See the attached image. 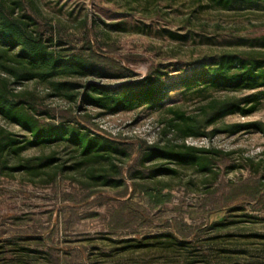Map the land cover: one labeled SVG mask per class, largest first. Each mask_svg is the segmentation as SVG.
<instances>
[{
	"label": "rangeland",
	"instance_id": "obj_1",
	"mask_svg": "<svg viewBox=\"0 0 264 264\" xmlns=\"http://www.w3.org/2000/svg\"><path fill=\"white\" fill-rule=\"evenodd\" d=\"M16 12L32 17L40 26L55 27L63 56L79 57L88 37L95 49L97 42L105 56L129 70L134 80L157 70L162 81L178 83L195 69L227 56L259 62L264 70L262 2L234 0L228 8H221L209 0H21ZM96 69L98 78L82 83L114 88L132 80L108 66ZM14 89L40 131L56 130L58 114L75 108L37 82ZM203 96L202 100L174 92L161 109L143 107L113 115L89 106L75 109L76 118L88 117L95 125L82 123L88 135L105 137L130 155L123 170L126 186L89 192L92 182L74 171L53 183L46 175L36 179L18 173L0 176V264H53V258L60 260L58 264H188L205 252L224 253L235 264H264V205L246 198L226 202L230 186L251 179L264 181V134L249 130L182 140L170 127L179 122L172 110L190 115L211 98L250 96L256 98L252 113L236 112L222 122L264 125V88L219 90ZM0 127L18 140L29 138L26 131L3 119ZM168 127L173 131L170 139L193 149V154L205 160L207 171L169 160L139 165L141 151L150 153L149 148L161 141L159 133ZM168 141L164 137L161 145ZM51 154L60 160L59 166L71 167L82 160L73 146L61 143L26 146L21 156L36 159ZM131 167L146 175L160 169L175 174L137 180L135 191L134 182L128 179ZM154 187L162 188L161 197L168 199L158 206L143 194ZM123 204L141 211L142 217L127 228H115L113 218ZM224 220L230 233L214 235L215 240L206 236L183 247L173 239L181 240L177 225L193 232L191 242L199 230Z\"/></svg>",
	"mask_w": 264,
	"mask_h": 264
},
{
	"label": "trees",
	"instance_id": "obj_2",
	"mask_svg": "<svg viewBox=\"0 0 264 264\" xmlns=\"http://www.w3.org/2000/svg\"><path fill=\"white\" fill-rule=\"evenodd\" d=\"M117 2L119 0H112ZM214 6L228 8L234 0H209ZM247 2H262L264 0H246ZM21 0H0V119L19 126L29 134V138L21 141L10 132L0 127V176L12 177L15 173L36 179L49 176L50 182L63 179L67 171L83 173L88 181L92 182V189L119 190L126 186L124 179V166L130 155L126 149H118L107 138L98 135H88L89 126H95L90 118L80 115L75 117L74 110L89 106L113 115L120 112L134 111L139 108L161 109L165 100L174 92L182 96H195L205 98L204 92L221 90H258L264 88V70L259 62H249L236 57H221L212 65H203L195 69L190 75L179 80L178 83L162 81L163 75L157 70H151L146 78L134 80L135 76L119 62L105 56L101 46L96 42L95 49L91 40L86 38L79 57L63 56L59 50L62 43L57 41L59 34L53 26H40L27 15H21L16 9ZM45 30L50 34L45 37ZM54 46L58 49H54ZM108 66L128 74L127 83L114 88L91 83H82L90 77L98 78L96 66ZM101 77V76H100ZM37 82L45 85L48 92L55 97L74 103L75 108L58 114L59 126L56 130L40 131L34 123L24 103L18 101L19 93L14 87L25 83ZM206 100V99H205ZM256 98L253 96L232 100L210 99L204 106L188 115L180 110H172L179 122L170 125L179 133V139L208 138L212 139L219 134L235 135L243 131L256 130L264 134V125L251 123L248 125H226L222 119L236 112L246 116L254 111ZM250 106V109L245 107ZM55 112V110H53ZM68 125V126H66ZM170 127L159 133V139L167 138L168 143L161 145L155 143L150 153L141 151L140 166L153 161L169 160L178 165L196 166L201 171H207L206 162L202 157L193 154V149H186L185 145L175 144L176 139L171 138ZM53 143L73 146L74 152L79 153L81 161L71 167L59 166L60 160L55 154L36 159L22 158L26 146H43ZM164 146V147H161ZM147 149V150H149ZM154 149V150H153ZM135 167V166H134ZM130 168L128 179L134 182L146 181L158 175L175 174L169 169L157 170L152 175H146L138 167ZM54 168V170H51ZM162 188L154 187L143 191L150 204L156 206L164 203L160 191ZM241 198L258 201L264 205V181L248 180L239 185L230 186L226 202H238ZM114 216L115 228H127L139 221L142 212L123 204ZM229 225L226 221L212 224L204 230H199L190 242L192 231L186 232L177 225L175 229L181 240L173 238L177 244L190 247L191 244L203 237L215 240L214 235L229 234ZM208 237V238H209ZM204 252V250L202 251ZM203 259H200V258ZM235 264L224 253H206L196 255L188 264L205 262V264ZM58 264L59 259H51Z\"/></svg>",
	"mask_w": 264,
	"mask_h": 264
}]
</instances>
